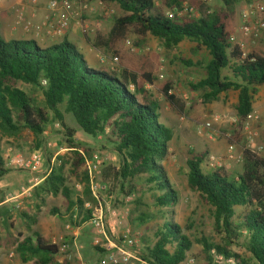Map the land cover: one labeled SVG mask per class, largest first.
Instances as JSON below:
<instances>
[{
    "label": "trees",
    "instance_id": "obj_1",
    "mask_svg": "<svg viewBox=\"0 0 264 264\" xmlns=\"http://www.w3.org/2000/svg\"><path fill=\"white\" fill-rule=\"evenodd\" d=\"M99 1L105 6L117 4L123 15L115 17L108 34L98 33L87 39L95 49L116 59L117 68L91 66L68 41L42 48L35 41H7L0 32V129L13 134L28 130L34 136V149L40 152L45 146V135L54 124L66 131L65 141L70 148L79 146L74 140L76 131L68 126L66 116L74 117L85 134L102 137L116 153L119 167L103 169L101 182L109 192L118 189L123 196L139 195V205H144L143 198L151 196L154 208L163 216V224L155 233L156 242L146 246L143 259L147 264H185L194 242L168 215L179 200L164 166L171 154L174 131L161 122L155 90L182 112L185 105L172 94L176 88L173 81L158 85L151 70L134 69L121 50L132 38H137V46L144 48L149 36L168 49L185 40L194 42L199 51L210 57L203 68V78L194 86L203 94L200 103L207 105L223 94H238L236 137L242 135L253 113L256 89L264 85V47L247 53L234 42L237 30L233 12L243 0H221L223 6L218 10L201 4L198 18L190 14L168 15L169 11L181 9L185 2L196 6V0H166L162 8L157 6L158 0ZM260 18L264 20L263 15ZM37 93L41 94V101L36 100ZM208 158L206 151H192L185 159L188 185L209 206L216 232L214 238L196 240L201 248L194 258L206 264L219 263L215 258L231 264H264V157L245 149L242 173L236 176L225 168L206 173L203 165ZM45 161L52 165L50 158ZM68 164L66 158H58L50 176L34 194L42 203L44 194H62L65 211L53 208L52 214L79 227L92 214L83 209L84 205H94L96 201L88 175L78 183L81 191L76 189L78 184L69 186L65 176ZM71 165L82 169L84 158L78 156ZM10 172L0 136V181ZM76 212L78 220L74 221ZM24 216L32 223L27 225L30 235L17 246L23 262L57 264V258L66 259L59 255V248L72 246L73 241L67 239L58 247L48 236L32 230L35 218ZM154 217L150 211L140 212L135 222L142 226ZM233 246L244 248L245 253H237Z\"/></svg>",
    "mask_w": 264,
    "mask_h": 264
},
{
    "label": "rangeland",
    "instance_id": "obj_2",
    "mask_svg": "<svg viewBox=\"0 0 264 264\" xmlns=\"http://www.w3.org/2000/svg\"><path fill=\"white\" fill-rule=\"evenodd\" d=\"M34 1V0H31ZM39 3L47 5L48 0H38ZM73 9L78 7L79 13H86L88 10L97 9V22L92 26L81 24V33L84 26L90 29L89 35L82 36L94 38L96 34H108L111 30L115 17L123 15L121 8L117 4L109 6H101L99 0H72ZM166 0H158L157 6L163 7ZM258 0H243L233 12V22L236 27L234 42L243 46L244 50L249 53L255 48L264 47V29L257 28L253 23L252 31L249 35H245L241 31L242 13L247 8L251 9ZM26 0H0V29L6 30L7 20L6 15L15 14L14 23L11 25L17 29H22V23L31 21L41 23L47 19L49 10L46 12L40 21H37V8H30L31 14H27L28 4ZM87 2L89 8L83 9L84 3ZM206 4L212 10H218L223 6L221 0H196L195 13L191 15L193 18L200 16V6ZM25 8V9H24ZM249 9V10H250ZM75 11V10H74ZM92 12V11H91ZM107 12H111L107 14ZM170 12V11H169ZM168 12V14H169ZM22 15V17H20ZM79 19H82L79 17ZM254 22V21H253ZM69 31V30H68ZM67 31V32H68ZM66 32V33H67ZM65 33V34H66ZM46 36H50L47 35ZM7 41L12 40L6 35ZM130 45H126L121 50L125 61L138 71L151 70L157 78V84L162 85L167 81H173L176 88L172 91L184 105L185 109L182 112L174 105L166 102L159 92L153 87L149 89L155 90L156 97L160 102L161 122L174 131V138L171 142L170 156L164 162L169 179L173 188L178 193V203L175 207L168 211L174 222L179 223L185 234L194 242V247L185 264H206L201 259H195L200 253V246L197 244L198 239L202 237H212L216 235L215 224L212 219V213L209 206L204 202L202 197L192 191L188 185L186 158H189L190 152L203 153L208 152L209 158L214 157V163L208 161L203 165L206 173L213 171L215 168H225L232 176L242 173L243 169V152L250 147L248 140L249 136L254 137L255 145L262 149L255 152L264 157V85L256 89L253 113L250 116L247 125L244 128L242 135L234 136V128L237 124L236 104L238 101L237 93H228L221 95L220 99L211 104L202 105L200 98L203 94L195 89V85L203 78V68L209 62L210 57L207 52L199 51L194 42L185 40L178 46L168 49L163 42L155 37L149 36L144 48H141L137 38L129 40ZM87 45H91L87 42ZM76 48L86 56L84 48L79 43H75ZM92 46V45H91ZM90 46V47H91ZM93 47V46H92ZM93 49L94 56L97 55L98 64H94L92 60L89 64L93 67L102 65L110 68H117L119 63L110 54L104 51ZM104 58V61H101ZM102 64V65H101ZM36 100L41 101V94H36ZM66 121L71 129L76 131L74 140L79 146L70 148L66 144V131L58 124H54L49 128L45 135V146L42 149L44 164L41 170L36 174H30L19 168L8 167L11 172L0 181V264H9V255L14 254L13 264H32V262H23L21 256L17 253L18 243L22 242L30 235L28 224L32 223L24 214L36 219L32 230L38 231L43 235L52 236L55 226L60 228L59 234L54 237L71 238L65 229L67 220H62L57 215L52 214L53 208L64 210L66 200L62 194L42 195L41 199L37 198L35 193L36 188L42 186L40 183L33 191L32 197H23L20 200L15 198L20 194L22 187L28 186V181L32 177H38L40 180L46 176L47 171L51 168L47 164L48 158L51 159V164L54 161L57 163L58 158L63 157L68 161L65 168V176L68 179V184L74 187L75 184L81 183V178L84 175L89 177V163L94 154L99 153L104 161V169L106 167H119V159L112 148L106 143L102 137L94 138L85 134L74 117L66 116ZM207 125H209L207 127ZM0 136L3 139V154L5 156L8 149H13L16 154L23 157H29L36 150L34 149V136L28 130L21 131L17 134L2 131ZM234 146V159H229V148ZM65 147L68 149L63 154H59V149ZM78 156L84 158V166L80 170L72 167L71 163ZM6 161V160H5ZM102 174H96L97 182H101ZM90 179V177H89ZM90 188V185H89ZM115 192L102 194V198L107 201L110 206V212L107 213L108 223L115 226L114 228L121 235L126 229H131L133 233L138 234L140 238V250L143 254L146 246H151L156 242L155 233L163 224V216L158 213L153 206L151 196L143 198L144 205H139L137 199L139 195H134V199L130 204H127L125 197L119 193L118 189ZM91 191V189H90ZM151 207L149 209L148 207ZM130 207L132 215L121 225H115V216L113 213L120 214L122 209ZM148 212L154 214L153 220L139 226L135 219L140 212ZM52 236V238H54ZM94 229L87 223L83 226L78 238L77 248L71 251L72 259L57 258V264H98L101 258V250L96 251L93 245ZM232 249L239 254H244L245 249L239 246H233ZM219 263L216 264H231L221 258H215Z\"/></svg>",
    "mask_w": 264,
    "mask_h": 264
},
{
    "label": "built area",
    "instance_id": "obj_3",
    "mask_svg": "<svg viewBox=\"0 0 264 264\" xmlns=\"http://www.w3.org/2000/svg\"><path fill=\"white\" fill-rule=\"evenodd\" d=\"M31 1V0H27ZM87 1V0H85ZM72 0H48V10L49 15L46 20L41 23H34L31 21H26L22 23V29L26 34H37L42 35L46 32L47 35L62 37L65 33L71 29L72 26V16L76 14L73 7ZM99 4L103 7L105 5L99 1ZM89 5L87 2L84 3L83 9L87 10ZM250 9V8H249ZM248 8L243 11L242 27L241 31L245 35H249L252 31H255L252 24L255 23L257 28L264 29V20L260 18V15L264 17V0H258L251 9ZM89 11V10H88ZM196 9L189 2H185L181 9H175L169 12V16H185L187 14L193 15ZM111 12H107L109 14ZM77 16L82 18V13H77ZM22 17V15L20 16ZM254 21V22H253ZM82 33L84 36L89 35L90 29L87 26L83 27ZM234 39V37H233ZM128 45L131 44L130 41L127 42ZM104 61V58H101ZM132 87V86H131ZM247 125V124H246ZM59 126V124H58ZM209 125H207L208 127ZM250 149L255 152V149L261 151L260 146L255 145L254 137H248ZM68 151L67 148L62 147L59 149V154H63ZM7 167L19 168L23 171L29 172L30 174L38 173L44 164L43 153L36 151L32 153L29 157H23L16 154L13 149H8L4 156ZM211 163L216 161L213 156L209 158ZM229 159H234V146L229 148ZM240 159H243L241 157ZM56 161V160H55ZM51 165V168L47 171L45 177L41 180L38 177H32L28 181V186L22 187L20 194L15 198V200H20L23 197H32L34 189L42 182H44L52 173L53 167L56 164ZM104 169V161L99 153L92 156L89 163V177H90V189L92 196L96 203L93 205L91 203H86L83 207L84 210L92 211L91 217L88 221L82 223L79 227H74V225L68 222L65 225V229L71 238L64 236L52 238L53 244L59 245L62 242L71 239L73 245L65 244L62 248H59V255L64 256L67 259H72V253L70 250L77 248V238L83 228L87 223L94 229L93 245L101 250V258L98 264H147L143 259L140 250V238L138 234L133 233L131 229H126L121 235L118 234L116 229L112 224L108 223L107 213L110 212V206L105 199L102 198V194L108 193L109 189L106 184L102 182H97L95 175L102 174ZM76 189L81 191V185H76ZM134 195H128L125 197L127 204H130ZM131 215L130 207H125L122 209L121 213L118 215L115 212V225H121L125 220H127ZM74 221L78 220V212L73 216ZM14 254L9 255V264H13ZM87 264V263H81Z\"/></svg>",
    "mask_w": 264,
    "mask_h": 264
},
{
    "label": "crops",
    "instance_id": "obj_4",
    "mask_svg": "<svg viewBox=\"0 0 264 264\" xmlns=\"http://www.w3.org/2000/svg\"><path fill=\"white\" fill-rule=\"evenodd\" d=\"M26 3L28 4V7H26L28 9V12H27L28 16H29V14H31V11H29L30 8H34V9L37 8L38 9L37 10L38 15L36 17L37 21H40V19L43 17V15L46 12H48L47 5H43L42 3H39L38 0L27 1ZM74 10H75L76 14H73V16H72L71 29L62 37L46 36V32H44V34H42V35L26 34L21 29L16 30L14 27H13V29H11V25H12V23H14V20H15V14H13V13H10V15H8V16H7V14H5L6 19L8 18V20H7L8 25H7V28L5 31L0 29V32H1V35L6 40H7L6 35H8L9 36L8 38H12V40L35 41L42 48H47L50 46L58 45V44H61L63 41H68V42L72 43L73 45H75V43L77 42L82 46V48H84V50L86 52L85 58H86L87 62L89 63V61L92 60V62L94 64H98V61L96 60L98 56L97 55L94 56V54H93L92 48H94V47H92L91 45H89V46L87 45L88 39L83 37L82 33H81V27H82L81 24L94 27V25L97 22V15H98V14H96L97 9L93 8V10L91 9V10L87 11L86 13H83L82 19H79V17L77 16V13H79V12H77L78 7ZM88 38H90V37H88ZM59 231H60V228H58V226H55L53 229L52 236L56 235V234L58 235ZM52 236H48V237L52 239Z\"/></svg>",
    "mask_w": 264,
    "mask_h": 264
}]
</instances>
